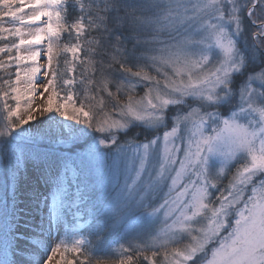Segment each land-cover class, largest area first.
<instances>
[{
    "label": "rangeland",
    "instance_id": "1",
    "mask_svg": "<svg viewBox=\"0 0 264 264\" xmlns=\"http://www.w3.org/2000/svg\"><path fill=\"white\" fill-rule=\"evenodd\" d=\"M258 1L143 0L129 21L139 35L122 58L131 68L114 61L85 78L75 36L87 18L69 27V0H0V264H94V215L114 252L160 250L143 264H264ZM247 23L257 28L250 36ZM59 56L70 68L64 82ZM108 83L126 100L93 117L84 94ZM56 111L63 129L51 123ZM24 202H38L26 224ZM20 230L40 241L31 257Z\"/></svg>",
    "mask_w": 264,
    "mask_h": 264
},
{
    "label": "trees",
    "instance_id": "2",
    "mask_svg": "<svg viewBox=\"0 0 264 264\" xmlns=\"http://www.w3.org/2000/svg\"><path fill=\"white\" fill-rule=\"evenodd\" d=\"M73 1V2H71ZM69 0L66 5V10H64V18L66 24L71 27L72 22L78 19L79 16L84 15L86 20V32L83 36H75L77 40L82 43V54L83 61L87 62L85 66L82 67L83 70L89 75L85 78L97 77L98 74L106 68L109 64L110 67L115 64L114 61H123V57L131 50L129 49V43L133 42L135 38L138 37L139 32H132L130 24L131 18H136L137 14L143 7V0H84L75 1ZM79 5H83L84 9L79 10ZM253 21H264V1L259 0L257 5L254 7L251 13ZM248 25L249 36L254 33L257 28L256 26ZM71 29V28H70ZM134 35V36H133ZM74 38V39H75ZM0 37V47L4 46L6 43ZM67 36H64V41H68ZM258 43H255L254 48L258 50V54L261 60L264 59V33L258 36ZM120 53L119 58H115L116 52ZM1 57V56H0ZM65 56H59L57 58V75H61L58 80L61 82L65 81L62 76L63 73H67L70 69L68 65H65ZM125 65L120 66L119 71L126 72L128 69L127 62H122ZM1 64V63H0ZM116 68L115 66H112ZM88 71V72H87ZM99 71V73H98ZM94 80V79H93ZM86 94L89 97L86 98ZM86 99H83L84 106L94 117L96 114L104 113L108 108H112L120 105L119 102H124L126 100L125 96L119 92L114 86L108 83V87L93 88V85L84 94ZM100 98H104V107L99 101ZM61 105L59 101L55 105V108H60ZM113 110V109H112ZM61 112V111H60ZM52 122L58 123L59 128L63 129V119L59 111L52 114ZM64 131L61 130L57 135H64ZM56 135V134H55ZM14 138V137H13ZM18 138V137H16ZM14 138L15 140H17ZM3 138H0L2 140ZM19 140V139H18ZM17 140V141H18ZM5 141H0V148L4 147ZM9 145V144H8ZM7 147V146H6ZM74 150V148H71ZM75 151V150H74ZM73 154V152L71 151ZM225 183V181L223 182ZM1 188V184H0ZM5 200L7 205H10V194L8 190H5ZM8 192V194H7ZM1 196V195H0ZM3 197V195H2ZM3 199V198H2ZM1 201V200H0ZM99 228V229H98ZM89 240L95 242L99 239V249L96 251L91 259L94 260V264H143L145 260L158 257L159 251L155 249H133L131 247L125 249L123 252L116 253L110 244H107L103 239L104 233L101 232L100 222L98 218L94 215L92 223L87 231ZM102 236V238H101ZM105 253L108 254L103 256ZM71 256V255H68ZM66 255V258H68ZM85 261V260H84ZM86 262V261H85ZM78 258L74 257L73 264H82ZM85 264V263H83Z\"/></svg>",
    "mask_w": 264,
    "mask_h": 264
},
{
    "label": "bare ground",
    "instance_id": "3",
    "mask_svg": "<svg viewBox=\"0 0 264 264\" xmlns=\"http://www.w3.org/2000/svg\"><path fill=\"white\" fill-rule=\"evenodd\" d=\"M33 4H32V2H29V5L28 6H32ZM24 17V16H23ZM26 17H28V15H25V17L24 18H26ZM29 23H31V21H29ZM22 33L23 34H25V36L27 37L28 35H29V33H27V31L26 30H23L22 31ZM41 79V76H40V74H38V76L35 78V82L33 83V85L31 86V90H33V91H39V87L36 85V83L39 81ZM41 164H43V163H41ZM37 168H34V167H30V169H29V171H31V172H34L35 170H36ZM34 170V171H33ZM36 178V177H35ZM39 178L37 177V180H38ZM34 181H35V179H34ZM35 183V182H34ZM36 187V186H35ZM44 188V187H43ZM48 189V188H47ZM45 190H42V192H44ZM33 193L34 194H36V196H37V194H38V188L36 187L35 189H34V191H33ZM30 203V202H29ZM25 204H28V203H25L24 202V204H22V206H24L25 207ZM30 204H32L30 207H25L24 209H23V214L25 215L24 217H23V220H24V222L23 223H27V221H29V220H32V214H33V212H34V207H38V202H31ZM39 204H40V201H39ZM36 213H38V216H39V218L40 217H42V213H41V211H37ZM38 217H37V219H39ZM36 221V225H38V223L40 222V221H38V220H35ZM38 227H39V225H38ZM18 234L16 235V236H19V238L23 241V242H25V241H28L29 242V244H21L22 245V247H23V249L25 250V251H27L26 253L25 252H22V254L25 256L26 254L29 256V257H31V247H30V244L31 243H33V242H37V243H39L40 241L39 240H36L35 238H33L32 237V235H30V234H28L26 231H22V230H20V232H17ZM43 233H45V232H43ZM42 234V233H41ZM30 247V248H29ZM39 259L43 262V260H44V254H40V257H39Z\"/></svg>",
    "mask_w": 264,
    "mask_h": 264
}]
</instances>
